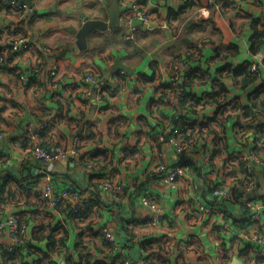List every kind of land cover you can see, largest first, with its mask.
I'll use <instances>...</instances> for the list:
<instances>
[{
  "label": "crops",
  "instance_id": "0c3cea01",
  "mask_svg": "<svg viewBox=\"0 0 264 264\" xmlns=\"http://www.w3.org/2000/svg\"><path fill=\"white\" fill-rule=\"evenodd\" d=\"M167 1L169 8L153 12L154 30L140 32L135 43L120 42L122 32L115 30L121 28L94 31L83 51L75 42L84 17L107 22L111 0H29L22 14L0 7V53L13 37L10 29L33 47L0 71V218L20 215L28 225L22 250L0 252V264H119L143 254L153 264H264L248 240L252 233L264 240V168L255 164L264 160V62L250 84L233 73L254 60L250 38L253 22L258 30L264 26V0H186L185 8L183 0ZM204 11L207 18L199 16ZM43 46L53 54L43 55ZM134 46L143 54L135 57ZM258 52L264 57V46ZM116 60L132 74L112 72L105 80ZM177 63L186 65L174 85L185 100L169 107L161 99L178 78L172 71ZM32 66L38 67L37 79L19 82L17 73ZM91 67L95 85L118 84L103 103L92 100L95 85L85 97L83 77ZM39 122L49 123L37 138L40 146L68 151L77 142L95 171L67 158L44 167L37 162L26 129ZM173 128L189 150L185 179L170 188L149 172L157 164H178L166 140ZM207 168L209 179L203 177ZM44 172L55 191L72 186L90 201L84 218L73 217L68 205H41ZM104 179L124 184L122 195L100 190L97 182ZM248 179L255 182L251 192L244 187ZM219 183L238 190L233 203L211 202L209 188ZM142 194L162 209V227L150 224V212L138 201ZM247 202L262 207L258 221H249ZM195 203L220 211L200 213ZM104 227L115 236V253L101 233Z\"/></svg>",
  "mask_w": 264,
  "mask_h": 264
},
{
  "label": "built area",
  "instance_id": "2783aa9c",
  "mask_svg": "<svg viewBox=\"0 0 264 264\" xmlns=\"http://www.w3.org/2000/svg\"><path fill=\"white\" fill-rule=\"evenodd\" d=\"M27 0H0V6L17 14L24 13L28 8ZM104 0H98V2H103ZM167 0H117L118 9H119V20L121 23V32L122 39L127 43H135L137 36L140 32H149L154 30L155 26L153 25V12L158 11L160 8H169ZM199 16L201 18H207L209 16L208 11L200 12ZM196 18V17H195ZM198 18V16H197ZM9 32L12 35V39L9 42V47L0 53V71L6 65L7 59L10 55H15L12 59L19 57L20 55L30 51L33 47L27 38L18 34L15 29H10ZM33 50V49H32ZM43 55H51L54 51L47 47H42L40 49ZM39 51V52H40ZM264 57L263 54L257 52L254 55V60L249 63V72L252 79H258L261 76L263 67ZM186 67L185 63H177L173 68V76L175 78L171 82L173 86L170 93H165L162 96V104L172 107L181 104L184 101V95L181 91H178L177 88H174L177 81L180 79L184 68ZM57 65L54 64L50 70V76L55 78L57 77ZM38 67L32 66L26 73L18 72L17 78L21 83H27L29 78L33 79L36 76ZM120 76H125L126 73L123 71L117 72ZM96 70L91 67L88 69L83 77V83L86 84L88 89L85 92V97L89 98L91 95L90 87L96 84ZM57 83L53 84V88H56ZM104 88V89H102ZM118 84L116 80H113L108 87H99L97 90L95 101L96 103H103L106 100V96H112L116 93ZM49 128L48 122H39L34 125L27 126V140L31 142V151L34 159L39 162L43 167L51 164L52 162L59 159H69L72 164L81 163L89 171L92 170L93 164L88 159H83L80 155L79 146L77 142H74L73 146L67 151L61 146H48L42 147L37 143V138ZM88 135V134H87ZM87 135H82V138L87 137ZM4 134L0 133V141L3 140ZM168 146L172 150L173 154L179 157L183 154H186L189 150L188 145L183 142L182 136L179 133V130L173 128L170 130L168 137ZM160 141H163V137L160 138ZM158 159L162 158V154L157 156ZM242 162L247 163L248 160L246 157L241 158ZM258 167L264 168V160H258L255 163ZM212 173V168H207L204 173V178L209 179ZM149 176L161 180L162 183L174 188L181 180L185 179L186 173L185 168L174 166L169 168L163 164H157L152 171L149 172ZM44 184L39 194V202L46 208L57 209L61 206L68 205V210L70 211L73 217L77 219L85 217V210L90 207V201L88 199L82 200V193L80 190L68 186L62 190L55 191L52 187V179L44 172L43 174ZM210 185V184H209ZM255 185L254 180L248 179L244 183V187L247 191L251 192ZM97 186L100 190L105 191L111 194L113 197L118 198L122 195L125 185L122 183L112 182L107 179L100 180L97 182ZM209 196L211 201L221 204H229L235 201L234 189L231 184L219 183L213 185L209 188ZM140 206L145 208L150 212V224L155 227H162L164 225L162 209L158 204L151 199L148 195L142 194L138 197ZM196 208L200 213H206L209 215L218 212V208L213 206L204 207L198 203ZM246 208L250 210L249 221L256 222L260 219L262 212L261 206L254 205L252 202H247L245 204ZM225 231H228L227 227H224ZM28 226L24 222L23 218L20 215H5L0 218V252L5 254L13 253L21 248L24 244V236L27 234ZM101 233L110 245L113 253L117 252L118 244L116 242L115 236L109 231L108 228L104 227L101 229ZM7 238L8 243L6 245L2 244V241ZM248 240L250 244L253 245L252 251L254 252L255 258L257 260L264 259V240L261 235L258 233H252ZM119 264H153V259L151 256L143 254V257L137 261H131L126 258H121ZM177 264H187L185 262H180Z\"/></svg>",
  "mask_w": 264,
  "mask_h": 264
},
{
  "label": "water",
  "instance_id": "95a60500",
  "mask_svg": "<svg viewBox=\"0 0 264 264\" xmlns=\"http://www.w3.org/2000/svg\"><path fill=\"white\" fill-rule=\"evenodd\" d=\"M29 0L26 2L28 3ZM121 27V23L119 20V9L117 0H111L108 10V21L104 22L101 20H91L88 17H84V22L79 29L76 35L75 45L79 51L86 50L87 48V38L90 33L94 31L106 32L111 31ZM119 71L126 72L128 74H132L131 69L122 64L120 60H116V62L111 66L110 70L105 74V80H109L112 72L117 73ZM102 83H98L95 85L92 93V100H95L97 94V88L101 86ZM95 109V106H94ZM245 195H247L246 191L240 189ZM238 193V190H235V194ZM250 194V193H249ZM250 196V195H248Z\"/></svg>",
  "mask_w": 264,
  "mask_h": 264
},
{
  "label": "trees",
  "instance_id": "16d2710c",
  "mask_svg": "<svg viewBox=\"0 0 264 264\" xmlns=\"http://www.w3.org/2000/svg\"><path fill=\"white\" fill-rule=\"evenodd\" d=\"M184 1V6H183V8H185L188 4H189V2L188 1H186V0H183ZM1 7V6H0ZM3 8V7H2ZM253 28H252V30H253V34H252V36H251V38H250V47H249V51L252 53V54H255V53H257L260 49H261V47L262 46H264V26L262 25V30H258L256 27H257V25L255 26V22H253ZM120 30L121 29H117V30H115V33H118L117 35H119L121 32H120ZM122 31V30H121ZM17 32V31H16ZM9 34H11L10 32H8ZM23 36V35H22ZM23 37H25V36H23ZM122 40V41H121ZM120 42L121 43H127V42H125V41H123V39H122V36H121V38H120ZM128 44H131V43H128ZM9 47V46H8ZM7 47V48H8ZM6 48V49H7ZM132 53H133V55L135 56V57H137V56H139V55H141V54H143V52H144V49H140V48H138V47H136V46H134L133 48H132V51H131ZM38 54L39 55H41V53L40 52H38ZM15 55H10L9 56V58L7 59V62L8 63H10L11 61H12V58L14 57ZM232 73V72H231ZM233 73L234 74H237V75H235V76H240L241 78H242V80H243V82L245 83V84H250L251 82H252V80H255V79H252V77H251V74H250V72H249V64H246V65H244V64H242V65H240V66H238V67H236V68H234V71H233ZM232 73V74H233ZM35 79H37L36 77H34L33 78V80H35ZM184 100H185V97H184ZM184 102V101H183ZM182 102V103H183ZM181 103V104H182ZM181 104H179L178 106H180ZM178 129V128H177ZM180 130H183V127H181V128H179ZM43 147V146H42ZM185 154H183L182 156H180L179 158V162H178V164H177V166H179V167H185L184 165L186 164V161H184L185 160ZM93 164V172L95 171V169H96V165L94 164V163H92ZM212 203H216L215 201H211ZM88 211V208L85 210V212H87ZM87 214V213H86ZM86 216V215H85ZM82 218H84V217H82ZM24 222L26 223V225H27V222H26V220H24ZM28 226V225H27ZM22 250V247L19 249V250H17V251H15V252H13V253H10V254H5V253H2L3 255H14L16 252H18V251H21Z\"/></svg>",
  "mask_w": 264,
  "mask_h": 264
},
{
  "label": "rangeland",
  "instance_id": "374dc122",
  "mask_svg": "<svg viewBox=\"0 0 264 264\" xmlns=\"http://www.w3.org/2000/svg\"><path fill=\"white\" fill-rule=\"evenodd\" d=\"M235 190H236V188L234 189V193H235Z\"/></svg>",
  "mask_w": 264,
  "mask_h": 264
}]
</instances>
